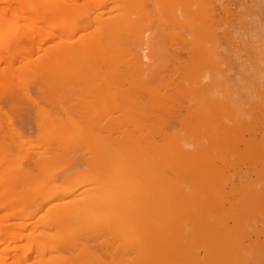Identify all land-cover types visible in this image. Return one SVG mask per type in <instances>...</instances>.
I'll list each match as a JSON object with an SVG mask.
<instances>
[{
	"label": "rangeland",
	"instance_id": "obj_1",
	"mask_svg": "<svg viewBox=\"0 0 264 264\" xmlns=\"http://www.w3.org/2000/svg\"><path fill=\"white\" fill-rule=\"evenodd\" d=\"M187 1L144 0L134 11H142L140 25L126 22L130 1L77 0L66 19L81 27L75 33L58 28L63 18L32 24L27 12L6 14L12 38L0 49V264H264V0H190L189 11L180 9ZM161 15L180 28L168 26L171 33ZM159 19L168 34L157 33ZM146 25L151 32L143 33ZM131 32L145 42L127 45L122 36ZM62 39L66 49L53 53ZM60 63L70 66L51 76ZM62 75L59 91L48 86ZM181 143L200 153L191 161L166 157L164 166L152 156L155 144L172 150ZM125 150L144 170H130L127 182L110 172ZM5 170L14 180L8 185ZM113 182L120 187L109 197ZM178 182L183 193L177 190L173 205L168 191ZM130 201L146 215L125 230L88 215L99 204L121 214ZM62 203L94 204V213L74 221L57 211ZM175 207L189 211L172 220Z\"/></svg>",
	"mask_w": 264,
	"mask_h": 264
},
{
	"label": "bare ground",
	"instance_id": "obj_2",
	"mask_svg": "<svg viewBox=\"0 0 264 264\" xmlns=\"http://www.w3.org/2000/svg\"><path fill=\"white\" fill-rule=\"evenodd\" d=\"M124 1H126V3L127 4H129V1L131 2L128 6L130 7V10H129V8H128V6H126V4L124 5L123 4V6H126V9L128 8V11L126 12L127 14H126V16L128 15V17H126V19H127V21L126 22H128L129 20H131L129 23L131 24L133 21H134V19H132V18H136L135 19V21L134 22H138V21H140V22H142V19H144L143 18V16H142V19H141V17L139 18V16L140 15H142L141 13H142V11H141V13H139L140 15H138L137 13H135V14H137L138 16L136 17V16H134V11L136 10V12L138 11V9L140 8V7H143L142 6V3H143V1L144 0H128V2H127V0H124ZM194 1V0H193ZM76 2H77V0H0V4L1 3H4V4H6L7 5V8H4V9H2V13H0V49H7V46L6 45H8V44H10V43H8V40L9 39H11L12 37L10 36V35H8L7 34V32H8V30L11 28V26H12V23H11V21H9V18H6L5 16H6V14H8V12H13L15 15H22L23 13H25V12H27V14H29V16L31 17V19H32V24H34V23H36V22H38V21H43L44 23H49V22H51V20L53 19V18H63L61 21H60V24L58 25V28H60V29H69L70 27L72 28V31L74 32H77L78 30L77 29H75L74 30V28H78V29H81V27H75V26H73V25H70V24H67V22H68V20H66V19H68V17H73V15H75L76 14V11H75V6L74 5H76ZM121 2V1H120ZM188 3H183L184 5V7L182 6H180L181 8L180 9H183V10H187V11H189L190 9H191V1L190 0H188L187 1ZM207 2V1H206ZM145 3V2H144ZM218 3V2H217ZM137 4H140V5H137ZM144 5V4H143ZM168 5H170V4H164V8L166 7V6H168ZM197 5V4H196ZM137 6L139 7V8H137ZM144 8V7H143ZM163 8V9H164ZM172 8V7H171ZM140 10V9H139ZM141 10H143L142 8H141ZM145 10V9H144ZM164 11H165V9H164ZM164 11H161L162 12V14H163V12ZM133 13V16H131V14ZM216 13V12H215ZM73 14V15H72ZM145 14H147V12L145 11ZM212 14V13H211ZM144 15V14H143ZM148 15V14H147ZM146 15H144V17H145ZM162 16V15H161ZM213 16V15H212ZM8 17V16H7ZM131 17V18H130ZM149 17V16H148ZM163 17V16H162ZM214 17V16H213ZM150 18V17H149ZM160 18V17H159ZM165 17H163V19H161L162 21H163V23H165V25L167 26L166 28H168V29H171L172 30V28L174 27L175 29L174 30H177V28H180V27H175L176 25L178 26H180L181 24H179V22L180 21H178V20H176L175 21V19L173 18V17H170V19H164ZM210 17L208 16V19H209ZM146 19V18H145ZM205 19V18H204ZM213 19H215V18H213ZM221 19V18H220ZM149 21V22H147V25L149 26V23H151V20H149L148 18L146 19V21ZM216 20V19H215ZM144 21L145 20H143V22L141 23V24H143L144 23ZM202 21H205V20H203L202 19ZM202 21H201V23H202ZM208 21V20H207ZM206 21V22H207ZM221 21V20H220ZM133 22V23H134ZM139 23V22H138ZM160 23V24H159ZM161 23L162 22H160V19L158 20V25H156V26H159V28L160 29H158V31H157V33L161 30V33H163V34H168V32H166V33H164L165 31H168V30H163L164 28H163V26H165V25H163V23H162V25H161ZM208 23V22H207ZM213 23H214V21H213ZM213 23H211V24H213ZM220 23V22H219ZM223 23V22H222ZM134 24H136V23H134ZM140 24V23H139ZM140 24V25H141ZM146 24V23H145ZM203 25H204V27H205V24H204V22L202 23ZM202 24H200L201 26H202ZM210 24V23H209ZM146 25V26H147ZM160 25H161V27H160ZM208 25V24H207ZM135 26V25H134ZM146 26H143V33H145V31L147 30V28H148V26L146 27ZM151 26V25H150ZM153 26V25H152ZM168 26H170V27H172V28H170V27H168ZM212 26V25H211ZM216 26V25H215ZM70 28V29H71ZM144 28H146V30L144 29ZM151 28V27H150ZM150 28H148V30L150 29ZM163 28V29H162ZM207 28H208V26H207ZM209 28H210V26H209ZM216 28V27H215ZM69 29V30H70ZM214 29V28H213ZM77 30V31H76ZM152 30V29H151ZM151 30H149L150 32H151ZM157 30V29H156ZM216 30V29H215ZM72 31H70V33H72ZM170 31V30H169ZM74 32V33H75ZM171 33L173 32V33H175V31H170ZM169 32V33H170ZM142 33V34H143ZM160 33V32H159ZM130 34V33H129ZM128 34V35H129ZM131 34H132V32H131ZM130 34V36H127V37H125L126 35H123L122 37L124 38H121V39H123V41L125 40V41H127V45L129 44H131V45H138V44H142V43H144L145 42V40H146V38L144 39V34L142 35V34H140V35H137V34H135L134 35V33L131 35ZM9 36V37H6V36ZM147 35V34H146ZM209 36V35H208ZM11 37V38H10ZM145 37H147V36H145ZM14 42L15 43H18V44H21L22 43V38L21 37H19V36H14ZM122 41V42H123ZM128 41H130V42H128ZM212 41V40H211ZM67 42V40L66 39H62V40H60V41H58V42H56L55 43V45L53 46L54 48H53V53H56V54H60V53H62V52H64V50L66 49V47L67 46H65V43ZM212 42H214V41H212ZM125 43V42H124ZM125 44V45H126ZM203 45V44H202ZM202 46L200 45L198 48H201ZM203 48H204V46H203ZM51 53V52H50ZM203 63H205V62H203ZM58 66V67H57ZM51 72H50V75L52 76V75H55V74H59V73H61L64 69H66V68H68L70 65L69 64H65V63H60L59 65H57ZM59 67H60V69H59ZM146 76H148V75H146ZM146 78V77H145ZM39 79V78H38ZM66 79H67V77L66 76H64V75H62L61 76V79H60V81H56V82H54L53 84H50V85H48L50 88H51V86L52 87H54V86H59V89H58V91L61 89L60 87H62V86H60L61 84L63 85V83H66ZM90 80V79H89ZM186 84V83H185ZM190 84V83H189ZM188 84V85H189ZM188 85L186 86V89L188 88L189 89V87H188ZM190 86V85H189ZM190 87H192V85L190 86ZM47 88V87H46ZM49 88V89H50ZM55 88V87H54ZM58 88V87H57ZM64 88V87H63ZM48 89V90H49ZM47 90V91H48ZM52 90V89H51ZM54 90V89H53ZM56 90V89H55ZM92 90V89H91ZM93 91V90H92ZM61 92V91H60ZM55 93H57V92H55ZM59 93V92H58ZM96 93V92H95ZM136 96H138V95H136ZM96 98V97H95ZM139 99H140V97H139ZM149 99V98H148ZM147 100V99H146ZM155 100L156 101H158L156 98H155ZM154 100V101H155ZM160 100V99H159ZM140 101V100H139ZM146 103H149L150 102V100H148V102L147 101H145ZM16 103V102H15ZM150 105H152V103L150 104ZM155 105H156V103H155ZM154 105V106H155ZM4 114L6 113V111H2ZM0 113H1V111H0ZM7 114V113H6ZM8 115V114H7ZM101 115V114H100ZM10 116H11V114H10ZM12 120V119H11ZM60 123L62 124V122L60 121ZM45 125V124H44ZM47 126H49V124H47ZM64 126V125H63ZM46 127V126H45ZM41 128V127H40ZM55 128H57V127H55ZM54 129V128H53ZM165 129V128H164ZM49 131L50 130H48V132H47V137H48V134H49ZM61 131V130H60ZM65 131V130H64ZM42 132H43V130H42ZM52 132H54V131H52ZM51 133V132H50ZM45 134V133H44ZM55 134V133H54ZM51 136V135H50ZM166 136V137H165ZM164 137L165 138H167V135H164ZM163 137V138H164ZM49 138V137H48ZM47 138V139H48ZM51 138V137H50ZM36 139H38V138H36ZM35 139V140H36ZM43 139H45V138H43ZM34 140V139H33ZM32 140V141H33ZM42 140V139H41ZM168 140V139H167ZM30 141V143H32V141L31 140H29ZM52 141V140H51ZM256 141V140H255ZM254 141V142H255ZM38 141L36 140V143L34 142V143H32V144H34V146L36 145V144H39L40 143V141L37 143ZM48 142V141H47ZM196 142H198V140H196L195 141V145L197 144V146L199 145V143L202 145V142H200V140H199V142L198 143H196ZM49 143V142H48ZM168 143H169V145H172V146H174V144H175V142H174V140H170V141H168ZM1 144V143H0ZM6 144V143H5ZM17 144V143H16ZM22 144V143H21ZM21 144H20V146L19 147H21ZM51 144V143H50ZM50 144H49V146H50ZM54 144V143H53ZM186 144H188V143H181L180 144V146L182 147H175L174 149H172V150H168V146H166L165 144H155V146L151 149V151L154 153L152 156H153V158H155V159H158L159 161H162V163H163V166L165 165V163H164V160L163 159H166L167 160V158L166 157H169L170 159H175V158H177V157H186V158H188L190 161L192 160V159H195L196 157H194V156H197V153H200V149L198 150L197 149V147H195L194 148V144L192 145V146H187ZM3 145V144H2ZM18 145H19V142H18ZM31 145V144H30ZM32 146V145H31ZM53 146V145H52ZM185 146V147H184ZM0 147H1V149H2V147L3 146H1L0 145ZM33 147V146H32ZM18 148V147H17ZM22 148V147H21ZM34 148H36V147H34ZM199 148V147H198ZM1 149H0V152H1ZM24 149V148H23ZM52 149V148H51ZM3 150H4V148H3ZM2 150V151H3ZM56 150V149H55ZM54 150V151H55ZM58 150H60V149H58ZM198 150V151H197ZM124 151V150H123ZM126 151V150H125ZM132 151H139V148L138 147H135ZM197 152V153H196ZM37 153V152H36ZM118 153H120V154H118ZM117 154L118 155H116V156H119V157H122L124 160H122V161H120V163L118 162V166L119 167H114L113 168V170H111L110 172L112 173V174H119V175H121V176H123L122 177V179L124 178V177H126L125 178V182H127L128 180H129V178H130V176H129V174L131 173V171L130 170H134L135 172H138V173H143V168L139 165V164H131L130 163V161H128L127 159H128V156H129V154H130V152H129V150L128 151H126L125 153L123 152V154H121V152H118ZM1 155H2V153H0ZM3 154H6L7 155V152L5 151V152H3ZM42 154V153H41ZM108 155H110V154H108ZM111 156H113V154H111ZM111 156H109V157H111ZM115 156V157H116ZM35 156H33V158H34ZM39 157V156H38ZM101 155H97L95 158H96V160L95 161H97L98 162V164H100V161L102 160L101 159ZM194 157V158H193ZM7 158V157H6ZM9 158V157H8ZM36 158H37V156H36ZM38 159V158H37ZM110 159V158H109ZM4 160V159H3ZM9 160V159H8ZM108 160V159H107ZM5 162H6V160H5ZM19 162V161H18ZM18 162L16 163V162H14L15 163V165H17L18 164ZM206 162V161H205ZM204 164V163H203ZM15 165H13V166H15ZM19 165H20V163H19ZM16 166V167H18V169H19V167H21V166ZM202 165V164H201ZM201 165H199L200 166V168L199 169H203V168H201L202 166ZM141 167V168H140ZM15 167H13V169H14ZM205 168V167H204ZM17 169V168H16ZM17 169V171H19ZM139 170H140V172H139ZM21 172V171H20ZM11 172L9 171V170H5V171H3V176H2V182H3V184H5V185H8V182H9V184L11 183L10 181H14L13 180V178H12V175L10 174ZM162 173H164L163 171H162ZM22 174V173H21ZM128 175V176H127ZM127 178H128V180H127ZM175 182V181H174ZM119 182H113L112 184H111V187H110V193H109V197H112V193H114V191H117L118 192V190H116V189H118L119 187H120V183L118 184ZM176 183V182H175ZM175 183H173L172 184V186H171V189L168 191V196H171L172 195V197L171 198H173V199H170V203L171 204H173L174 205V203L176 202L175 200V198L178 196V192H177V190L179 191V182H178V184L176 185ZM119 187H118V186ZM122 185V184H121ZM116 186H117V188H116ZM177 186V187H176ZM51 187V186H50ZM181 187V186H180ZM203 188H204V186H202ZM201 187V188H202ZM47 188H49V187H47ZM122 188V187H121ZM120 188V189H121ZM53 189H54V187H53ZM52 188H50V190H53ZM56 189V188H55ZM115 189V190H114ZM119 189V190H120ZM198 189V188H197ZM200 189V188H199ZM48 190V189H47ZM172 190H173V193L175 194H173L172 193ZM201 190V189H200ZM49 191V190H48ZM56 191H58V190H56ZM55 191V192H56ZM60 191V190H59ZM180 191H182V189H180ZM238 191V190H237ZM8 192H9V194H10V192L12 193V194H14L15 193V191H13V189H10V191L8 190ZM7 192V193H8ZM14 192V193H13ZM54 191H53V193H55ZM117 192H115V193H117ZM171 192V193H170ZM53 193H51L48 197H47V200H49V199H52V200H54V198H56L57 199V197L59 198L60 196L62 197L63 196V194H62V192H60V193H56L55 195L53 194ZM115 193H114V195H115ZM182 193H183V191H182ZM12 194H10L11 196H13ZM58 194H59V196H58ZM61 194V195H60ZM179 194H181V192H179ZM113 195V196H114ZM175 196V197H174ZM60 197V198H61ZM210 199V198H209ZM46 199H44L43 201H45ZM46 200V201H47ZM45 201V202H46ZM44 203V202H43ZM66 203V202H65ZM65 203H62L63 205H61V206H58V207H60V209L58 208V210L57 211H59L60 210V212L61 211H63V213L64 212H68L69 213V215H71V220L73 219L74 221H77V220H83V218H85L86 217V214L88 213V211L90 212V213H94V214H88V215H91V217L90 218H94V216L92 217V215H97V213H98V216H99V218H101V220L103 221V222H105L106 224H108L109 226H115V227H119V228H123L124 230L127 228V226H128V224L129 223H143V218H142V216H144V215H146L145 214V212H140V209H138V206H137V203L135 202L134 203V201H130V202H128L127 203V205H126V207L124 208V210L122 211V213L120 214V212H121V210H119V209H114V210H112V209H110L108 212H106L105 211V207H101L102 205L101 204H99V206L97 207V208H99V209H95V207L93 208V207H91L92 205H94V204H91L89 207H91L92 208V211L93 210H95L94 212H92V211H90V208L88 207V205H86V204H80V203H78V204H76V206H74V205H71V204H68V205H66V206H64L65 205ZM67 203H69V202H67ZM99 203H101V202H99ZM96 205V204H95ZM3 207H8V206H6V205H2V208ZM112 208V207H111ZM4 209V208H3ZM5 209H8V208H5ZM104 209V210H103ZM87 210V212H85ZM98 210V211H97ZM103 210V211H102ZM139 210V211H138ZM187 211V213H188V211L189 210H186ZM185 210H183L182 212L184 213V215H183V213L181 212V211H178L177 212V210H176V207L174 208V210H170V215H169V218L170 219H172V220H177L178 219V217H182V216H185V212H186ZM97 212V213H96ZM62 213V212H61ZM182 213V214H181ZM12 214H15L14 212L12 213ZM31 214H33L34 215V213H31ZM143 214V215H142ZM32 215V216H33ZM182 215V216H181ZM10 216H13V215H11L10 214ZM30 217V216H29ZM34 217V216H33ZM147 217V216H146ZM87 218V217H86ZM151 218V217H150ZM163 217H160V219H162ZM147 219H148V217H147ZM73 221V222H74ZM102 222V223H103ZM125 227V228H124ZM1 236V235H0ZM223 244H224V242H223ZM222 244V245H223ZM125 245V244H124ZM155 245V246H154ZM152 244V246H151V249H156L158 246H159V244H157V243H155V244ZM216 245V244H215ZM221 245V244H220ZM217 246H219V244L217 243ZM217 246H214V247H217ZM150 247V246H149ZM158 250V249H157ZM125 258V257H124ZM123 258V259H124ZM128 259V258H127ZM126 258L124 259V260H127ZM123 261V260H122ZM126 262V261H125ZM120 264H122V262L120 263ZM123 264H128V260H127V262L126 263H124L123 262Z\"/></svg>",
	"mask_w": 264,
	"mask_h": 264
}]
</instances>
